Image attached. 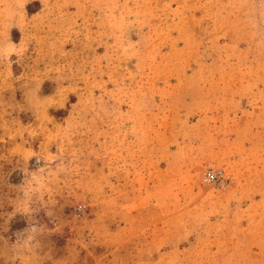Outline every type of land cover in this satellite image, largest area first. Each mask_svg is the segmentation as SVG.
Returning <instances> with one entry per match:
<instances>
[{
  "label": "rangeland",
  "instance_id": "rangeland-1",
  "mask_svg": "<svg viewBox=\"0 0 264 264\" xmlns=\"http://www.w3.org/2000/svg\"><path fill=\"white\" fill-rule=\"evenodd\" d=\"M0 264H264V0H0Z\"/></svg>",
  "mask_w": 264,
  "mask_h": 264
},
{
  "label": "built area",
  "instance_id": "built-area-1",
  "mask_svg": "<svg viewBox=\"0 0 264 264\" xmlns=\"http://www.w3.org/2000/svg\"><path fill=\"white\" fill-rule=\"evenodd\" d=\"M214 174L213 173H211V172H209V173H207V177L209 178V179H214Z\"/></svg>",
  "mask_w": 264,
  "mask_h": 264
}]
</instances>
